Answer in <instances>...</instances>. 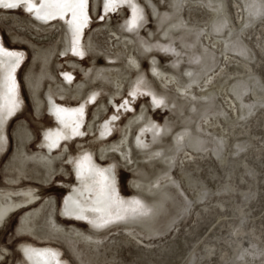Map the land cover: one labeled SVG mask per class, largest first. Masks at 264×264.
<instances>
[{
  "label": "rangeland",
  "instance_id": "1",
  "mask_svg": "<svg viewBox=\"0 0 264 264\" xmlns=\"http://www.w3.org/2000/svg\"><path fill=\"white\" fill-rule=\"evenodd\" d=\"M224 1L231 30L221 17L203 26L218 8L210 0H135L134 25L128 4L104 12L103 0H88L82 57L67 50L65 19L43 23L21 2L0 7V191L41 193L5 221L0 264H26V245L54 250L57 264H264V0ZM50 98L85 105L81 136L51 152L42 144L57 125ZM87 162L117 198L138 199L139 212L103 225L67 215Z\"/></svg>",
  "mask_w": 264,
  "mask_h": 264
},
{
  "label": "bare ground",
  "instance_id": "2",
  "mask_svg": "<svg viewBox=\"0 0 264 264\" xmlns=\"http://www.w3.org/2000/svg\"><path fill=\"white\" fill-rule=\"evenodd\" d=\"M210 1L217 4L218 8L211 7L213 11L210 14V18L208 19V21L203 23V26L206 27L213 18L219 19V17H221L223 21L226 23V24L224 23L225 25H228V23L230 24L229 30L233 29L234 25L231 23L232 21L231 16L229 12L226 10V4H225L226 2L224 0H210ZM3 2L12 3L15 2V0H3ZM20 2L27 4V7H29L28 0H20ZM42 2L43 0H41L39 4H33V5L39 7ZM50 3H52V0H50ZM87 4H88V0H86L83 6L79 5V0H69V3L60 9L49 7L45 12H42L39 15H37L34 9L33 13L35 14L36 18L43 23L53 22L56 21L57 19H65L69 31L68 37L70 36L69 38H67L66 41L67 50H73L77 52L79 56L82 57L84 55V50L82 49L81 46V34L85 26L87 25L89 19V16L87 14ZM122 4H128L130 6L131 9L130 25L137 24L139 19L141 18L139 17L141 16V10L138 7V5L135 3V0H103V11L106 12L107 10L116 7V5H122ZM1 6H3V3H0V7ZM254 6H255L254 8L259 9L260 3L256 1ZM238 7H241V5H239ZM241 8L242 9L239 12H237V18L239 19V17H241L240 22H242L244 17H247V13H248L247 1H245V11L243 7ZM73 13H75V16L73 15ZM260 49L262 50L261 47ZM35 50L38 57H44V55H46L44 53L46 50H42L39 47H35ZM46 53L50 55V51H47ZM247 55H248V51H246L245 49L244 57L247 58ZM231 57L230 56L226 57V60L228 61L229 64L233 66L235 65L240 66L242 67L243 70H246L249 67L246 59L236 58L234 60L233 59L234 57L232 55ZM128 60L131 65L137 64L136 58L132 55L128 57ZM220 68H222V65ZM152 72L162 80L165 77V74H162L157 69L156 65L152 66ZM236 73L237 72L231 74L229 70L225 71L226 76H230V75L232 76ZM99 74H102L103 77H105L106 79H108L109 77V75L107 77L106 73H103L102 71L99 72L98 75ZM64 78L66 82L71 81V78L67 75H64ZM111 81L114 82L115 86H120V84H118V81L116 79L111 78ZM30 85H33V83H30ZM229 91L234 95V97L239 96V94L242 93V90L239 88L238 85H234L233 87L231 86L229 88ZM223 92L229 100L230 108H232V112L237 115L236 105L234 104V101H232V99H229V97L231 96L229 95L228 89H223ZM96 97H97V93L93 92L87 98L91 102H93L95 101ZM35 98L37 99L36 105L38 106L39 103L41 102L37 97ZM152 100L154 105L160 103V99L153 98ZM48 108L50 115L53 117L57 125L54 128H50L47 131L43 132L42 144H44L47 150L51 152L54 148H56L60 144V142L71 140L72 137L74 138L76 136H81L82 134L81 128L85 119V105L83 102L75 107L73 106L65 107L58 105L53 98H50L48 101ZM243 109H244V113H246L247 108H243ZM73 129H75V131H73ZM108 132H109V128L106 126L104 127V131L102 132V135L106 136ZM177 136L178 138L182 137L183 133H180ZM116 150L118 151V148ZM120 152L118 153L120 154ZM189 156L191 157L192 155L189 154ZM1 192L2 191H0V211H3L5 213L1 215V218L6 216L7 212L10 210L19 207H24L25 205L30 204L35 199H37L39 194H41L40 192H29V191L5 192L4 194H2ZM218 204L220 206H223L221 202ZM139 207H140V202L136 198H131L128 200L123 198L120 199L117 198L116 193L112 187L110 178L108 177V174L98 173L97 168L91 162H87L85 166H80L78 168L77 180L71 184V189L66 198V202L64 204L63 210L67 215L76 218H81L85 216L88 217L94 224L103 225L113 220L134 216L139 212ZM54 221L55 220L51 221L52 227H50V229L51 231L58 232L60 230L59 229L60 227L58 226L59 227L58 228L56 222ZM3 225L4 224H2L0 228ZM72 233L74 234V232ZM80 236L81 237L83 236L85 240L88 238L86 237V235L81 234ZM146 246L147 248L149 247L148 249H151L150 245H146ZM27 249L28 250L24 249L25 255L29 258L30 261H33L34 264H36L35 260L40 261V259H42L45 264H57L55 262V260L57 259V254L54 250L46 249V248L35 249V250H32L30 248Z\"/></svg>",
  "mask_w": 264,
  "mask_h": 264
},
{
  "label": "snow or ice",
  "instance_id": "3",
  "mask_svg": "<svg viewBox=\"0 0 264 264\" xmlns=\"http://www.w3.org/2000/svg\"><path fill=\"white\" fill-rule=\"evenodd\" d=\"M19 2L20 0H15V2L12 3H4L3 0H0V3H3V7L5 8H16L19 6ZM28 2L29 7L27 10L29 12H32L35 9L37 15H39L40 13L45 12L49 7L60 9L66 6L69 3V0H52V3H50V0H43L39 7H36L35 5L31 4L30 0H28ZM85 2L86 0H79V5L83 6ZM73 15L75 16V13H73ZM8 55L11 56L12 54L9 53ZM73 131H75V129H73Z\"/></svg>",
  "mask_w": 264,
  "mask_h": 264
},
{
  "label": "flooded vegetation",
  "instance_id": "4",
  "mask_svg": "<svg viewBox=\"0 0 264 264\" xmlns=\"http://www.w3.org/2000/svg\"><path fill=\"white\" fill-rule=\"evenodd\" d=\"M48 110H49V108H48ZM19 208H21V207H19ZM19 208H15V209H13V210H10V211H8L7 212V214H6V216H4V217H2L1 218V215H3V211H0V218H1V220H0V226L2 225V224H4L5 223V221L7 220V218L9 217V215H11L12 213H14L17 209H19ZM5 214V213H4ZM4 227V225L0 228V231L2 230V228ZM30 248V249H32V250H35V249H44V248H38V247H32V246H29V245H26V246H19V251H20V253H21V255H22V257L24 258V260H25V262H26V264H34V262L33 261H30L29 260V258L25 255V251H24V249L25 250H28L27 248ZM4 251L6 252L7 250L6 249H4ZM4 256L2 255V254H0V259H2ZM36 261V264H45L44 263V261L42 260V259H40V261H37V260H35ZM55 262H56V260H55Z\"/></svg>",
  "mask_w": 264,
  "mask_h": 264
}]
</instances>
